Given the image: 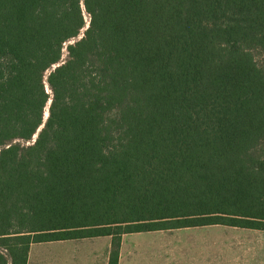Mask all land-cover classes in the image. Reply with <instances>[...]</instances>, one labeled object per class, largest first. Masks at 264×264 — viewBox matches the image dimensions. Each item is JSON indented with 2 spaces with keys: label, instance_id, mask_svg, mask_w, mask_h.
Segmentation results:
<instances>
[{
  "label": "trees",
  "instance_id": "obj_1",
  "mask_svg": "<svg viewBox=\"0 0 264 264\" xmlns=\"http://www.w3.org/2000/svg\"><path fill=\"white\" fill-rule=\"evenodd\" d=\"M215 225L264 231V0H0V264Z\"/></svg>",
  "mask_w": 264,
  "mask_h": 264
},
{
  "label": "rangeland",
  "instance_id": "obj_2",
  "mask_svg": "<svg viewBox=\"0 0 264 264\" xmlns=\"http://www.w3.org/2000/svg\"><path fill=\"white\" fill-rule=\"evenodd\" d=\"M90 240L32 246L46 251L45 257H39L45 260L37 264H95L89 251L96 244ZM106 241L99 246L105 249ZM262 243L264 231L221 225L125 234L120 245L121 264H257L255 247ZM58 251L64 256L54 255ZM61 258L62 263L58 261ZM98 260L96 264L101 263V255Z\"/></svg>",
  "mask_w": 264,
  "mask_h": 264
},
{
  "label": "crops",
  "instance_id": "obj_3",
  "mask_svg": "<svg viewBox=\"0 0 264 264\" xmlns=\"http://www.w3.org/2000/svg\"><path fill=\"white\" fill-rule=\"evenodd\" d=\"M86 239H91L90 242L92 241V242H94L96 244V246H94V248H92L89 251V252H91L92 256L94 257L93 261H95L97 263L99 261L98 260V256L101 255V263L100 264H108L109 263V255H110L111 238L106 236V237H96V238H86ZM77 240H81V239L67 240V241H77ZM104 240L105 241L107 240L105 249L101 248L102 246L101 247L99 246V245H101V243H104ZM121 241H122V238H121ZM38 244H40V243H38ZM32 245H36V244H31L30 245L29 250H28V254H27L26 264L41 263L43 260H45V258H39V257H45L44 256V254H45L44 252H46V251H45V249H39V248L37 249L36 247H33ZM259 246H260V249H259ZM255 248H256V251H257L256 252V256H255V263L264 264V243L257 244ZM54 255H56V256H64L61 253V251H58L57 253H54ZM34 256H37L38 258L35 260ZM64 258H66V257H64ZM56 259H58V258H56ZM63 260L64 259L61 258L58 261L62 263ZM66 260L67 259H65V261ZM81 260H83V259H81ZM121 261H122V248L120 246L118 264H121ZM33 262H36V263H33Z\"/></svg>",
  "mask_w": 264,
  "mask_h": 264
},
{
  "label": "water",
  "instance_id": "obj_4",
  "mask_svg": "<svg viewBox=\"0 0 264 264\" xmlns=\"http://www.w3.org/2000/svg\"><path fill=\"white\" fill-rule=\"evenodd\" d=\"M46 117H47V115H46Z\"/></svg>",
  "mask_w": 264,
  "mask_h": 264
}]
</instances>
